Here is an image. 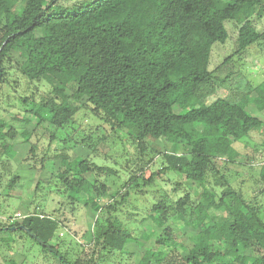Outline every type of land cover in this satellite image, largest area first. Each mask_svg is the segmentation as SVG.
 <instances>
[{
    "label": "trees",
    "instance_id": "16d2710c",
    "mask_svg": "<svg viewBox=\"0 0 264 264\" xmlns=\"http://www.w3.org/2000/svg\"><path fill=\"white\" fill-rule=\"evenodd\" d=\"M225 14L236 46L209 69L212 45L229 38ZM261 18L264 0H0V89L17 72L29 92L0 103V168L9 172L0 190L13 197L20 179L10 163L17 135L28 144L22 163L51 170L48 180L37 178L29 212L12 222L0 217V232L24 233L56 264H137L128 242L142 248L146 264H264V156L249 189L228 174L254 165L237 161L236 141L259 132L264 154V118L256 114L264 79L255 85L240 67L248 49L264 43L254 23ZM44 123L53 127L45 145V131H35ZM119 172L124 179L113 187L106 178ZM52 196L56 208L48 206ZM77 206L94 218L79 243L89 252L74 257L52 241L65 208ZM144 218L161 230L149 246L134 239ZM19 238L2 239L4 264H17L11 253L27 254Z\"/></svg>",
    "mask_w": 264,
    "mask_h": 264
},
{
    "label": "rangeland",
    "instance_id": "374dc122",
    "mask_svg": "<svg viewBox=\"0 0 264 264\" xmlns=\"http://www.w3.org/2000/svg\"><path fill=\"white\" fill-rule=\"evenodd\" d=\"M228 14H225V25L229 32V38L225 43H219L216 42L212 45V51L210 55L209 60V69H213L217 64H219L225 56L230 54L236 46L235 39L237 35V28H235L232 21L228 19ZM254 23L257 25V27L261 30L264 28V18L261 19H255ZM10 25L12 26H19V21L15 17H11ZM241 69L245 72L246 76L251 80L253 84H259L264 79V43L259 45H254L248 49L247 54L243 57V60L240 64ZM13 80L17 81V85L12 87ZM9 83H12L11 85L8 83L2 84L1 94H0V103L2 99H6L7 94L9 97L10 102H17V95H25L28 94V88L26 87V80L19 75L17 72H12L9 75ZM32 87V85H30ZM16 89V91H14ZM226 89L223 87H218L216 89V92L218 95L222 96L226 93ZM255 96V92L251 94V97ZM246 110L250 111L253 110V106L251 104L245 105ZM261 111L256 113L259 116H263L264 118V105H261ZM15 109V108H14ZM13 109V110H14ZM8 118V115L6 116ZM13 125L21 127V123L12 122ZM28 128H32V124L27 125ZM22 128V127H21ZM53 127L47 123L42 124L41 126L35 128V131L37 134H42L43 130L45 131V135L41 138V143L43 145L46 144L48 135V131L51 130ZM21 130V129H20ZM123 130V129H122ZM124 131V130H123ZM100 134L104 133V130L99 131ZM10 140V139H7ZM33 140V139H32ZM262 140V135L259 132H253L251 133V136L244 137L234 143V147L239 151V156L237 158V161L242 162V164H245L246 166H250V164H254L252 169L249 171V173H244L245 168L236 164L233 167L230 168L228 174L231 175L232 178H237L243 180V186L245 189H249V187L252 185L253 177L251 174H255L258 169V163L262 161V158L264 154L262 153V148L260 146V142ZM14 147L13 150L15 151V154L13 158H11V171L15 172L19 175L20 179L16 182L13 192V197H7V192L4 190H0V205L2 207L3 212L0 213L4 216L6 215H13L16 212H21L22 214H26L29 212L27 209L28 204L30 202L33 190L35 188V182L37 181L38 177H41L42 179L48 180L49 174L51 170H42V171H36V170H30L26 164H23L21 161V158L23 157L24 153L26 152L28 148V144L24 143L22 141V138L20 135H17L13 140H11ZM60 143L59 141L52 142V146L59 147ZM168 149L173 150V145H168ZM85 154L88 153V151L85 149ZM84 151L82 153H84ZM118 152V151H117ZM132 155H134V151L131 149ZM77 153H80V151H77ZM120 153V159L119 162L123 161V153L119 151ZM76 152H71V155L74 156ZM135 156V155H134ZM134 156L132 157L134 159ZM4 157L3 159H5ZM95 161L99 163H107L106 161H99L98 159L94 158ZM157 167V165H155ZM149 169H147L143 176L147 178L150 175ZM2 173V174H1ZM9 172L1 170L0 168V183L1 185L4 184L8 178ZM173 175L172 172H168L164 175V179L172 178ZM107 182L113 181L116 185H112L113 187L117 186L123 179L124 174L122 172H119L116 176H111L109 178H106ZM177 180H180V178H176ZM167 184V182H166ZM168 189H171L172 186L169 183ZM182 190V187L180 188ZM40 192H37V195ZM248 194H251L248 190ZM40 196V195H39ZM133 197V195L131 196ZM262 201V196H259L257 198ZM57 196H52L48 206L51 208H56L59 206ZM144 197H138L136 199V205L143 209L144 206ZM42 203V201H41ZM127 208V207H126ZM1 212V209H0ZM136 212V211H135ZM141 214L143 210H140ZM65 225L61 226V228L58 231V237L55 238L52 241V244L62 253L70 252L74 257L77 255H84L89 252V248L87 245H84L83 247L80 246L81 236L89 237V234L92 230V222H93V215L91 210L82 207L77 206L76 209H71V207L65 208ZM139 214V213H138ZM137 218H141L140 215L136 216ZM125 218V216H124ZM20 219V218H18ZM126 219V218H125ZM136 223V222H135ZM132 223V228L136 227V224ZM139 226V227H138ZM175 228V227H174ZM137 231H134L135 238H138L142 245H144V242H146V246H149L148 244L153 241L161 232L160 228L156 227L155 224L149 219L144 218L142 221V227L140 225H137ZM177 230V228H175ZM16 238L19 240L21 237L22 244L24 247L28 249L27 254L24 253V255L11 253V251H8V253L12 254L14 256V261L17 264H56L54 262L55 260L49 256V254H46L42 252V248L40 245L36 244L29 236L25 235L22 232H15V233H8V232H0V254H4V244L5 242L2 241L4 238ZM179 240H182L185 244L188 242L187 239H184L180 234L178 235ZM128 248L129 250L134 249L136 254L138 255L139 260L137 264H146V257L143 254V250L140 246L135 245L133 243L128 242ZM31 248V249H30ZM184 252V251H183ZM248 253V252H246ZM124 255H122L123 257ZM121 259V264H126L124 258H117ZM135 260V259H134ZM129 264H132V259L128 260ZM0 262L1 264H4L2 262V258L0 255ZM110 262V263H109ZM108 263H100V264H112L111 261Z\"/></svg>",
    "mask_w": 264,
    "mask_h": 264
},
{
    "label": "water",
    "instance_id": "95a60500",
    "mask_svg": "<svg viewBox=\"0 0 264 264\" xmlns=\"http://www.w3.org/2000/svg\"><path fill=\"white\" fill-rule=\"evenodd\" d=\"M8 227H4L3 229L6 230ZM11 230H15L16 227H9ZM19 229L25 231L27 234H29L30 236H32L33 238H37L28 228L24 227V226H19ZM37 240L43 244V241L39 238H37Z\"/></svg>",
    "mask_w": 264,
    "mask_h": 264
},
{
    "label": "built area",
    "instance_id": "2783aa9c",
    "mask_svg": "<svg viewBox=\"0 0 264 264\" xmlns=\"http://www.w3.org/2000/svg\"><path fill=\"white\" fill-rule=\"evenodd\" d=\"M24 216H25V214H22L21 212H16L11 217H8V218H9V221L12 222L14 219L23 218Z\"/></svg>",
    "mask_w": 264,
    "mask_h": 264
},
{
    "label": "crops",
    "instance_id": "0c3cea01",
    "mask_svg": "<svg viewBox=\"0 0 264 264\" xmlns=\"http://www.w3.org/2000/svg\"><path fill=\"white\" fill-rule=\"evenodd\" d=\"M0 217H1V218H4V215L0 214Z\"/></svg>",
    "mask_w": 264,
    "mask_h": 264
}]
</instances>
